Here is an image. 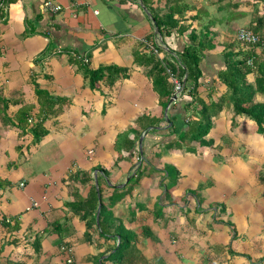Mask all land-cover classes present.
<instances>
[{
	"label": "crops",
	"instance_id": "crops-1",
	"mask_svg": "<svg viewBox=\"0 0 264 264\" xmlns=\"http://www.w3.org/2000/svg\"><path fill=\"white\" fill-rule=\"evenodd\" d=\"M44 1L0 0V95L12 101L9 118L0 108V263L93 264L105 257L114 240L95 229L87 239V221L69 205L96 183L105 200L125 192L112 210L137 234L131 264H264V134L244 115L233 124L226 102L213 118L210 145H176L189 114L186 93L164 104L145 65L135 61L136 51L150 53L153 37L158 55L173 59L192 31L206 34L212 45L197 94L205 102L230 94L219 79L224 52L230 45L250 48L237 31L264 14V0H53L62 5L58 11ZM170 1L185 7L187 30L163 37L152 14L167 12ZM252 50L264 60V45ZM86 62L126 66L129 76L92 87ZM38 89L63 98L53 113L45 114ZM24 110L27 125L14 121ZM37 122L38 131L47 130L39 139ZM134 139L147 160L137 182ZM166 166L170 174L179 171L176 180ZM75 173H86L83 182ZM4 216L18 219L19 228L2 225ZM36 235L40 252L32 247Z\"/></svg>",
	"mask_w": 264,
	"mask_h": 264
},
{
	"label": "trees",
	"instance_id": "trees-1",
	"mask_svg": "<svg viewBox=\"0 0 264 264\" xmlns=\"http://www.w3.org/2000/svg\"><path fill=\"white\" fill-rule=\"evenodd\" d=\"M146 2L145 0H143ZM222 2L225 0H216ZM225 3L229 5H238V1L226 0ZM185 7L174 3H169L168 10L164 14L153 13L155 26L157 33L164 35L170 34L174 29L179 32L187 30V26L181 24L182 16L184 14ZM253 31L258 32L264 39V14L257 15L255 17V24L249 26ZM156 34V32H155ZM206 34H197L196 32L190 33V43L187 44L182 51L177 52V56L173 59L167 57H160L158 52L161 45L158 40L155 43L154 37L151 39L153 42V48H150V53L145 51L135 52V61L144 64L148 75L152 79L153 88L159 93V96L164 104H167L171 97L174 95L175 83L172 76L177 77L184 84L182 90L186 93L187 102L183 105L185 113L189 112L185 117V124L183 125L178 137L175 141L176 145H182L185 142L198 140L201 145L208 146L212 143V140L208 138V134L213 126V118L216 117L221 110L225 107L226 102L231 104L232 111L234 113L233 124L236 121V116L244 115L249 117L257 124V130L264 134V100L256 99V92L260 91L264 93V60H257L253 47L257 45H264V41H259L255 45L249 46L250 48L245 51L235 50L233 45L227 47L224 52L226 68L219 73V79L227 86L230 94H221L218 98H213L209 102H205L197 94L200 79L202 77L201 61L205 55L207 48L211 47V39L206 37ZM155 43V44H154ZM156 48L157 52L153 49ZM253 58V64L248 63V59ZM85 64V65H84ZM82 64L84 70L89 76L90 85L97 87V84L104 80L108 85L112 86L119 78H125L129 76V67L121 66L117 64L102 65L97 68H91L87 62ZM254 65L257 67V75L255 82L248 81V76L254 71ZM39 99L45 97L46 101L41 99V105L48 111L45 113H53V104L58 101H62L63 98L58 96H52L44 90L38 89ZM12 101L4 98L0 95V108L1 116L4 119L9 118L7 110ZM44 114V113H43ZM147 114H142L138 117L137 123H141L143 118H147ZM44 120V117H43ZM14 121L19 124L27 125L28 112L22 111L16 115ZM42 121V120H41ZM38 123V122H37ZM35 123L34 134L37 139L45 135L47 130L40 128V123ZM146 126H144V129ZM139 139L132 140L130 149L133 145H137ZM173 145V144H172ZM137 154L140 159H137L134 163L136 176V182L141 175V164L146 163V155L144 149L140 152L137 145ZM165 173L170 172V166H166ZM86 174V173H85ZM85 174H74V177H79L83 182ZM179 171L175 168L172 172L171 178L176 180V176ZM133 175V176H134ZM4 183L0 182V189H2ZM167 186V185H166ZM168 188V187H167ZM194 193V192H191ZM125 195V192L121 194L113 193L105 200L102 191L98 184L94 183L90 186L87 194L81 198H75L69 205L81 216L83 220L87 221L86 238H91V230L95 229L101 236L108 239H113L114 242L106 253L105 257L102 254L96 256L93 260V264H108L106 261H110L109 264H131L133 256L137 255L138 248L136 245L137 234L131 229L127 228L122 221H118L112 207L115 203ZM99 212V217H98ZM14 223L12 224V222ZM8 219V217H2L1 223L4 226H10L11 229L19 228V220ZM12 224V225H11ZM40 235H36L32 240V247L35 252L41 250ZM67 250V246H63ZM1 253V249H0ZM1 264V263H0ZM3 264H27L26 261L8 258Z\"/></svg>",
	"mask_w": 264,
	"mask_h": 264
},
{
	"label": "built area",
	"instance_id": "built-area-1",
	"mask_svg": "<svg viewBox=\"0 0 264 264\" xmlns=\"http://www.w3.org/2000/svg\"><path fill=\"white\" fill-rule=\"evenodd\" d=\"M44 5L51 11H58L62 8L61 4L55 3L53 0H45ZM237 38L240 42L247 46L255 45L259 41H264L263 37L260 33L253 31L251 28L243 26L240 27L237 31ZM155 52H157V49H153ZM249 64H253V58L248 59ZM172 79L175 83L174 87V94L180 95L184 88V84L181 80H179L177 77L172 76ZM137 153V151H135ZM136 159H140L137 155ZM70 261V260H69Z\"/></svg>",
	"mask_w": 264,
	"mask_h": 264
},
{
	"label": "water",
	"instance_id": "water-1",
	"mask_svg": "<svg viewBox=\"0 0 264 264\" xmlns=\"http://www.w3.org/2000/svg\"><path fill=\"white\" fill-rule=\"evenodd\" d=\"M157 31H158V30H157V28H156V32H157ZM177 98H178L177 94H174V95L171 97L170 102L174 101V100L177 99ZM98 217H99V212H98Z\"/></svg>",
	"mask_w": 264,
	"mask_h": 264
},
{
	"label": "rangeland",
	"instance_id": "rangeland-1",
	"mask_svg": "<svg viewBox=\"0 0 264 264\" xmlns=\"http://www.w3.org/2000/svg\"><path fill=\"white\" fill-rule=\"evenodd\" d=\"M135 154H137L136 152H135ZM137 158V157H136ZM137 160V159H136Z\"/></svg>",
	"mask_w": 264,
	"mask_h": 264
}]
</instances>
